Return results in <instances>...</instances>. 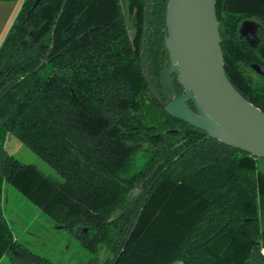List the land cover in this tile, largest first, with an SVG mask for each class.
Returning <instances> with one entry per match:
<instances>
[{
    "label": "trees",
    "instance_id": "16d2710c",
    "mask_svg": "<svg viewBox=\"0 0 264 264\" xmlns=\"http://www.w3.org/2000/svg\"><path fill=\"white\" fill-rule=\"evenodd\" d=\"M167 1H22L0 44V260L63 264L17 235L9 182L104 247L80 264H264V157L172 115L146 79L165 100ZM216 9L228 77L264 109V0ZM10 134L61 177L19 158Z\"/></svg>",
    "mask_w": 264,
    "mask_h": 264
},
{
    "label": "water",
    "instance_id": "95a60500",
    "mask_svg": "<svg viewBox=\"0 0 264 264\" xmlns=\"http://www.w3.org/2000/svg\"><path fill=\"white\" fill-rule=\"evenodd\" d=\"M125 6V0H122ZM217 0H168L165 42L171 62L160 79L165 100L146 79L166 110L210 135L264 157V109L233 84L225 69ZM254 19L241 21V34L254 41ZM184 90L176 95L172 76ZM188 100H192L194 107Z\"/></svg>",
    "mask_w": 264,
    "mask_h": 264
},
{
    "label": "rangeland",
    "instance_id": "374dc122",
    "mask_svg": "<svg viewBox=\"0 0 264 264\" xmlns=\"http://www.w3.org/2000/svg\"><path fill=\"white\" fill-rule=\"evenodd\" d=\"M22 1L13 0L11 3L17 5ZM6 143L8 148L22 160L35 162L44 170L61 177L42 153L31 148L16 135L10 134ZM4 202L5 212L13 222L17 235L32 248L48 254L63 264H80L94 253L105 256L103 246L95 251L91 250L70 230L57 226L35 202L9 182L6 184ZM0 264L14 263L5 255L0 260Z\"/></svg>",
    "mask_w": 264,
    "mask_h": 264
},
{
    "label": "crops",
    "instance_id": "0c3cea01",
    "mask_svg": "<svg viewBox=\"0 0 264 264\" xmlns=\"http://www.w3.org/2000/svg\"><path fill=\"white\" fill-rule=\"evenodd\" d=\"M13 0H0V44L17 13L20 4L14 5Z\"/></svg>",
    "mask_w": 264,
    "mask_h": 264
},
{
    "label": "flooded vegetation",
    "instance_id": "af4514ba",
    "mask_svg": "<svg viewBox=\"0 0 264 264\" xmlns=\"http://www.w3.org/2000/svg\"><path fill=\"white\" fill-rule=\"evenodd\" d=\"M255 20V19H254ZM256 22L258 23L257 24V27H256V29H255V33H254V35H255V39H254V41H251V42H253V43H255V42H257V40H258V35H257V32H258V28H259V25H260V22L259 21H257L256 20ZM246 37L248 38V36L246 35ZM249 39V38H248Z\"/></svg>",
    "mask_w": 264,
    "mask_h": 264
}]
</instances>
